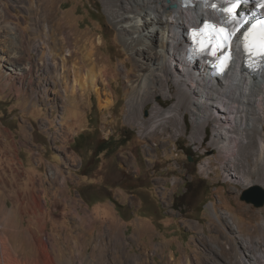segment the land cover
Listing matches in <instances>:
<instances>
[{
	"label": "rangeland",
	"instance_id": "rangeland-1",
	"mask_svg": "<svg viewBox=\"0 0 264 264\" xmlns=\"http://www.w3.org/2000/svg\"><path fill=\"white\" fill-rule=\"evenodd\" d=\"M29 1L24 6L23 0H0V202L13 209L22 230L30 228L47 239L29 223L36 218L30 214L36 195L45 206L40 216L53 240L57 264H65L70 256L80 264L74 202L93 217L97 233L112 237L106 241V264H136L133 257L142 249L143 264H231L243 240L263 243L264 206L257 208L241 197L249 187L264 185L254 173L251 185L235 175L226 177L232 162L213 140V123L200 140L191 138L190 113L181 133L175 126L166 134L147 133L146 126L132 122L126 78L136 74L135 63L105 0H66L54 17L66 13L65 32H76L82 39L79 47L89 40L95 43L98 64L108 65L112 75L113 104L103 109L91 92L84 98L65 97L57 93L59 79L44 71L50 101L33 93L44 92L39 79L33 77L31 85L18 74L20 65L43 63L29 40L35 17ZM32 1L40 7L39 20H46V1ZM160 93L155 103L164 108L178 101L175 95ZM153 107L154 102L145 106L144 120L153 115ZM206 162H211L207 173L201 168ZM55 186L64 193L50 191ZM19 194L24 205L16 202ZM92 250L86 246L82 258Z\"/></svg>",
	"mask_w": 264,
	"mask_h": 264
},
{
	"label": "bare ground",
	"instance_id": "bare-ground-1",
	"mask_svg": "<svg viewBox=\"0 0 264 264\" xmlns=\"http://www.w3.org/2000/svg\"><path fill=\"white\" fill-rule=\"evenodd\" d=\"M45 1L46 10H42L49 17L43 21L38 18L39 5L29 1L35 15L32 24L33 38L29 40L43 63L34 60L20 65L18 74L31 85L33 77L39 79L44 92L42 95L35 91L33 93L45 101H50L48 95L51 91L43 86L45 81L42 71L59 79L60 89L57 93L61 92L65 97L79 94L81 98L85 97L86 92L95 93L99 105L107 109L114 101L109 82L112 75L108 65L98 64L92 40L88 41L89 45L85 43L81 48L78 44L82 39L77 37L76 32H65L68 28L65 12L59 18L54 17L57 8L63 7L66 0ZM180 1L105 0L107 11L119 29L123 42L130 49L135 63L136 74L132 79L126 78L129 116L132 122L146 126L147 133L166 134L169 126H175L177 132H184L187 113H190L194 126L191 138L200 140L205 139L206 131L213 123V140L220 144L219 147L228 154L232 162L225 170L226 177L235 175L245 185H251L254 181L250 176L254 173L259 176L257 182L264 185V73L260 79L252 81L250 76L235 72L231 77L228 74V78L217 79L212 84L198 68V63L192 65L191 69L186 67L182 54L187 43V24L199 18L203 20L209 12L199 7L184 9L180 6ZM23 4L25 6L27 0H23ZM77 55H80L79 61L75 58ZM172 87H176L175 93ZM159 89L162 90L161 93ZM159 93L166 97L175 95L178 101L169 108H164L160 103H155V95ZM150 102H154L153 115L144 120V108ZM210 166L211 162L202 164V171L207 173ZM248 175L249 179L244 181L243 178ZM50 191L64 193V188L55 186ZM16 202L24 205L21 194ZM72 205L75 209L72 222L80 238V245L76 247L80 252L77 255L82 258L85 247L93 246L91 255L87 259L80 258L79 263L106 264V241L112 237L104 238L102 233H97L93 217L87 212H81L75 202ZM44 211V204L34 195L30 214L36 218L30 219L29 223L38 226L40 233L47 235L46 240L35 235L30 228L22 230L13 209L5 202H0V264H57L51 253L53 240L46 234L45 219L40 216ZM224 218L227 219L226 216ZM240 228L238 225V230ZM114 240L119 245L122 244L118 239ZM66 243L69 247L68 238ZM242 246L231 264H264V241L262 243L248 238L243 240ZM142 247L148 246L142 244ZM220 247L223 253L228 252L227 247ZM144 253L145 250L142 249L140 254L133 257L136 264H143ZM72 259L70 256L65 264H77Z\"/></svg>",
	"mask_w": 264,
	"mask_h": 264
},
{
	"label": "snow or ice",
	"instance_id": "snow-or-ice-1",
	"mask_svg": "<svg viewBox=\"0 0 264 264\" xmlns=\"http://www.w3.org/2000/svg\"><path fill=\"white\" fill-rule=\"evenodd\" d=\"M220 4L221 7L217 10L222 13L221 21L218 24H205L204 28L200 29L199 35L207 41L202 50L225 55V51L232 44L233 37L248 23V20L247 18L237 19L239 15L237 8L241 4V0H220ZM211 6L217 7L216 4ZM256 6L257 8H264V0H256ZM213 42H215L214 45ZM241 49L246 56L264 67V19L257 18L255 23L243 32ZM230 59V55H225V67Z\"/></svg>",
	"mask_w": 264,
	"mask_h": 264
},
{
	"label": "water",
	"instance_id": "water-1",
	"mask_svg": "<svg viewBox=\"0 0 264 264\" xmlns=\"http://www.w3.org/2000/svg\"><path fill=\"white\" fill-rule=\"evenodd\" d=\"M172 7H177V5H172ZM241 199L247 203L253 204L257 208L263 207L264 188L259 185H253L243 191Z\"/></svg>",
	"mask_w": 264,
	"mask_h": 264
},
{
	"label": "clouds",
	"instance_id": "clouds-1",
	"mask_svg": "<svg viewBox=\"0 0 264 264\" xmlns=\"http://www.w3.org/2000/svg\"><path fill=\"white\" fill-rule=\"evenodd\" d=\"M185 48H186V45H185ZM185 48H184V50H185ZM184 50H183V54H182V58H183V61H184V59H185V55H184ZM196 63H198V68L200 69V62H194V63H191V64H189V65H187L186 63H185V61H184V64H186V67H189V69H191V66L192 65H194V64H196ZM201 71V70H200ZM202 72V71H201ZM218 80H223V79H219V78H217ZM217 79H214V80H211V81H209L208 79V81H209V83H216V80Z\"/></svg>",
	"mask_w": 264,
	"mask_h": 264
},
{
	"label": "trees",
	"instance_id": "trees-1",
	"mask_svg": "<svg viewBox=\"0 0 264 264\" xmlns=\"http://www.w3.org/2000/svg\"><path fill=\"white\" fill-rule=\"evenodd\" d=\"M79 136H81V135H79ZM81 138H83V137H81ZM78 140H79V138H78ZM79 144H80V142H79Z\"/></svg>",
	"mask_w": 264,
	"mask_h": 264
}]
</instances>
